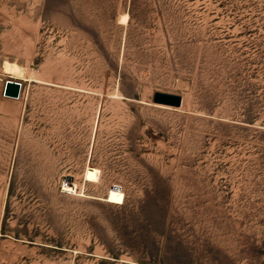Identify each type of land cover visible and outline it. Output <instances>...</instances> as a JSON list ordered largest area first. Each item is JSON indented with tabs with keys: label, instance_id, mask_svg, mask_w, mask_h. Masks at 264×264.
Returning <instances> with one entry per match:
<instances>
[{
	"label": "rangeland",
	"instance_id": "374dc122",
	"mask_svg": "<svg viewBox=\"0 0 264 264\" xmlns=\"http://www.w3.org/2000/svg\"><path fill=\"white\" fill-rule=\"evenodd\" d=\"M0 264H264V0H0Z\"/></svg>",
	"mask_w": 264,
	"mask_h": 264
},
{
	"label": "water",
	"instance_id": "95a60500",
	"mask_svg": "<svg viewBox=\"0 0 264 264\" xmlns=\"http://www.w3.org/2000/svg\"><path fill=\"white\" fill-rule=\"evenodd\" d=\"M21 82L14 79H6L3 87V95L12 98H18L21 91ZM152 102L167 106L177 107L181 104V96L176 93L165 91H154Z\"/></svg>",
	"mask_w": 264,
	"mask_h": 264
},
{
	"label": "bare ground",
	"instance_id": "6f19581e",
	"mask_svg": "<svg viewBox=\"0 0 264 264\" xmlns=\"http://www.w3.org/2000/svg\"><path fill=\"white\" fill-rule=\"evenodd\" d=\"M128 14L127 13H124V14H122V16H121V22H123V23H126L127 21H128ZM162 106H167V105H162ZM168 107H173V106H168ZM175 108V107H174Z\"/></svg>",
	"mask_w": 264,
	"mask_h": 264
}]
</instances>
